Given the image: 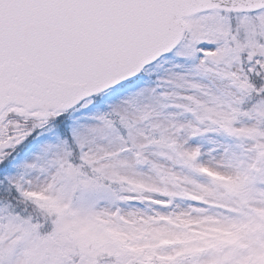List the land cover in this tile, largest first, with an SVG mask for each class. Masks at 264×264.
Here are the masks:
<instances>
[{"label": "snow or ice", "instance_id": "obj_1", "mask_svg": "<svg viewBox=\"0 0 264 264\" xmlns=\"http://www.w3.org/2000/svg\"><path fill=\"white\" fill-rule=\"evenodd\" d=\"M0 264H264V0H0Z\"/></svg>", "mask_w": 264, "mask_h": 264}]
</instances>
